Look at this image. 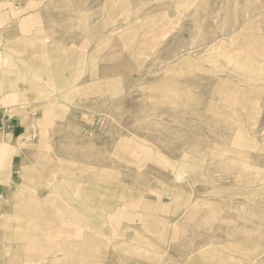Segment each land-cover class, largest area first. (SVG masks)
<instances>
[{"label":"rangeland","instance_id":"1","mask_svg":"<svg viewBox=\"0 0 264 264\" xmlns=\"http://www.w3.org/2000/svg\"><path fill=\"white\" fill-rule=\"evenodd\" d=\"M5 124L0 264H264V0H0Z\"/></svg>","mask_w":264,"mask_h":264},{"label":"bare ground","instance_id":"2","mask_svg":"<svg viewBox=\"0 0 264 264\" xmlns=\"http://www.w3.org/2000/svg\"><path fill=\"white\" fill-rule=\"evenodd\" d=\"M0 134L6 140H9L12 136L9 130V126L5 124L2 129H0ZM2 140V139H1ZM5 141V140H4ZM1 142V141H0Z\"/></svg>","mask_w":264,"mask_h":264},{"label":"crops","instance_id":"3","mask_svg":"<svg viewBox=\"0 0 264 264\" xmlns=\"http://www.w3.org/2000/svg\"><path fill=\"white\" fill-rule=\"evenodd\" d=\"M9 130H10L11 135L14 137L16 135V128L12 126L11 124H9Z\"/></svg>","mask_w":264,"mask_h":264}]
</instances>
